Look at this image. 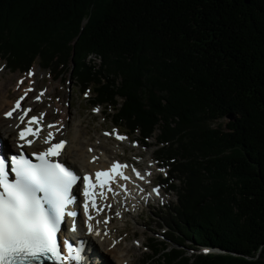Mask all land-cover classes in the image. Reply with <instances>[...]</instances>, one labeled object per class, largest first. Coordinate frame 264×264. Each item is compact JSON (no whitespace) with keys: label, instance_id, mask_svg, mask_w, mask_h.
<instances>
[{"label":"trees","instance_id":"obj_1","mask_svg":"<svg viewBox=\"0 0 264 264\" xmlns=\"http://www.w3.org/2000/svg\"><path fill=\"white\" fill-rule=\"evenodd\" d=\"M0 59L70 66L113 127L156 141L181 183L168 239L206 254L147 245V264H264V0H0Z\"/></svg>","mask_w":264,"mask_h":264},{"label":"snow or ice","instance_id":"obj_2","mask_svg":"<svg viewBox=\"0 0 264 264\" xmlns=\"http://www.w3.org/2000/svg\"><path fill=\"white\" fill-rule=\"evenodd\" d=\"M33 74L29 70L27 76L31 77ZM24 91L27 96L28 92L34 90L29 87ZM43 94L44 91H41L35 96V100L39 102ZM25 96H21L13 108L4 113L5 118L25 123L27 113L32 111V108L21 109V101ZM13 113L17 115L14 117ZM44 115L42 113L28 118L27 126L18 133L19 139L31 145L34 141L25 140V137L39 136ZM32 125L36 127L33 128ZM47 127L53 128L54 125L49 124ZM52 138L53 133L49 131L43 142L50 146L45 150L32 152L31 158L22 150L17 154L0 153V264H40L42 259H51L54 264H64V253L73 264H82V246H73L66 239L63 243L58 241V233L65 217H76L78 214L77 211L69 210V205L76 203L79 195V188L74 194L73 186L82 179L84 215L91 220L89 207L97 212L103 210V207L97 206L96 190L107 186L108 191L115 194L110 186L115 182L114 178L119 176L124 181L129 179L118 171L126 167L119 163H113L110 170L97 171L95 183L91 182L89 175L81 178L75 170L66 167L63 161L52 159L60 155L66 143L60 140L52 144ZM116 139L124 140L125 137L117 134ZM18 147L22 149L23 145ZM95 159L93 157V161ZM132 171L138 179H144L135 168ZM153 191L158 190L154 188ZM99 195L103 197L104 194L101 191ZM103 222L107 223V220ZM68 230L75 231L74 225ZM88 231L91 233L93 229L89 227Z\"/></svg>","mask_w":264,"mask_h":264},{"label":"rangeland","instance_id":"obj_3","mask_svg":"<svg viewBox=\"0 0 264 264\" xmlns=\"http://www.w3.org/2000/svg\"><path fill=\"white\" fill-rule=\"evenodd\" d=\"M99 62L98 58L94 55L88 56L85 60V64L94 66L99 65ZM12 68H8L6 63L0 59V89L7 90L5 94L7 102L11 101L14 103L20 96H25L21 94L24 91L21 89L23 87H31L34 90L28 94V97L25 96L24 99L33 98L41 91H44L43 96L45 94H49V96L43 99L42 103L38 102L34 112L39 113L42 109L50 108L55 103L63 106L65 112L60 113L59 116L66 118L61 137L66 142L69 141L68 136L71 133V125L79 121L80 127L78 128L83 132L80 141L85 142V145L89 144L90 147H93V144L98 142L97 139H103L102 144L104 142L106 147L110 149L108 154L105 153V156L114 159L112 161L126 162V164L132 163L131 167L142 171L146 175L150 173L147 176L151 181L146 183V188L147 193L152 195V197L148 202L141 201V203L127 205L125 207L127 213L116 214L118 216H105L104 218L107 220V223L112 224L111 234L116 236V242L119 243L120 251L118 255L121 257L126 256V264H147V258H150L152 255V251L146 248L147 245L158 244L160 247L166 246L169 250L172 248L179 249L184 253V257L188 259L192 254L201 252L200 250L193 253L188 247V243L185 246L179 247L180 245L174 244L168 239L167 233H169V228L166 226L165 221L169 218L165 210L173 209L176 204L177 191L181 183L175 180L176 174L169 175L170 180L165 179L168 176L167 169L162 162L155 160V151L158 147L155 146L156 141L154 139L143 144L140 142L137 134L129 135L125 131L113 127L105 115V113L111 114L112 111L107 109L106 112L103 106H93L91 104L94 97L92 90L90 91L88 88L84 91L80 90V86L71 78L70 66L61 68V72L58 74L59 69L56 71L42 70L35 63L29 69L34 73L31 77L27 76L29 70L25 72L22 69L12 71ZM21 80L23 83L18 84ZM4 104L2 103L3 106L1 105V108L6 109L7 107ZM95 109H98V111H94ZM227 121L226 118L214 120L209 123V126L224 127ZM105 133H108V135H105ZM115 134L125 137L123 142L116 141ZM95 151L103 156L101 148H97ZM98 151L102 152L99 153ZM155 187L159 188L158 194L160 196L153 200L155 194L152 193V189ZM125 237L127 239L122 241ZM128 247H132L133 249L127 254L125 249ZM111 250L108 248V251ZM93 257L96 256L93 255ZM99 257L106 264H109L111 260L107 256L109 261H106L100 254L95 259H100Z\"/></svg>","mask_w":264,"mask_h":264},{"label":"bare ground","instance_id":"obj_4","mask_svg":"<svg viewBox=\"0 0 264 264\" xmlns=\"http://www.w3.org/2000/svg\"><path fill=\"white\" fill-rule=\"evenodd\" d=\"M20 84V83H19ZM20 87V86H19ZM17 88V87H16ZM21 88V87H20ZM27 89L26 87H23ZM21 88L22 90H25ZM7 90L0 89V137L2 138L6 148L8 147L9 143L15 142L19 143L18 141V133L23 130L27 126V120L31 116H39L40 114H45L43 116V120L40 124V127L43 128L42 132L39 134L38 137L34 138L33 136L30 140L34 141L32 143V147L27 151L36 152L38 150H45L50 144H45L43 142V138L47 137V133L51 131L53 133V138L51 139L50 143L59 142L62 137V131L64 129V125L66 122V118L59 116L60 113L65 112V108L63 106L58 105L55 103L50 108L42 109L39 113H35V106L38 102L35 100V97L24 99L21 101V109L32 108V111L27 113L25 117V123H20L18 120L15 119H7L4 116V113L9 111L13 108L14 103L11 101H6V94ZM31 92L27 93L28 94ZM22 95L25 94V91H22ZM38 95V94H37ZM49 94H45L44 96L40 97L39 103H42L46 99ZM20 98V97H19ZM2 103L6 105V109L1 108ZM3 106V105H2ZM49 107V106H48ZM17 113H13L15 117ZM49 124L54 125L53 128H48ZM79 121L71 125V133L68 136V142L62 151L61 160H63L66 164H68L71 168H74L78 171V174L82 177L84 175H89L90 177H95V173L100 170H109L113 163L116 161H112L114 159H110V157L105 156V153L108 154L110 149L106 147V144H102L103 139H97L98 142L93 144V147H90L89 144L85 145V142L80 141V137L83 134L82 130H80ZM36 126L34 125L33 128ZM16 131V133H15ZM64 133V132H63ZM116 136V134L114 135ZM116 139V138H115ZM65 141V139H63ZM118 142H123V140H117ZM23 145V144H21ZM91 148V151L89 149ZM97 148H101L103 151V156L99 155L95 150ZM102 151H98L99 153ZM93 157L96 159L93 161ZM124 163V162H123ZM127 167L123 168V173L128 175ZM144 179L136 180L133 178V175L129 177L130 179L125 183L126 188L123 189V182L120 183L119 179H117L116 183L112 184L111 187L113 188L115 194L113 192L108 191V187L104 189H99L98 192H103V197L99 196V207H103L102 211L94 212L89 210V215L92 216V219L89 220L84 215V209H82L79 223L83 225V232L81 241L84 243L85 248L84 252L81 254L82 256V264H106L100 259H95L100 256L104 257L106 261L107 256L111 259L109 264H126V256L118 255L119 250V243L116 242V236L111 234V226H106L103 223L105 215H120L122 212H125V207L127 204L132 205L133 203H141V201H146L151 198V195L147 193L146 183L150 182V178L144 174L140 173ZM113 203L119 204V208H116V205L113 206ZM110 206V207H108ZM116 215V216H118ZM96 222H99L96 225ZM75 231L79 230L78 225L75 224ZM91 227L93 231L90 235H87L88 229ZM99 233V234H97ZM75 238L70 236V238ZM127 238H123L122 241H125ZM121 242V241H120ZM108 248L111 251H108ZM126 248V247H125ZM124 248V249H125ZM132 247H128L126 250L127 254L132 251ZM96 256V257H93ZM84 259V261H83ZM101 260V261H100Z\"/></svg>","mask_w":264,"mask_h":264},{"label":"water","instance_id":"obj_5","mask_svg":"<svg viewBox=\"0 0 264 264\" xmlns=\"http://www.w3.org/2000/svg\"><path fill=\"white\" fill-rule=\"evenodd\" d=\"M226 119H227V120H230V119H231V117H230V116H228Z\"/></svg>","mask_w":264,"mask_h":264}]
</instances>
